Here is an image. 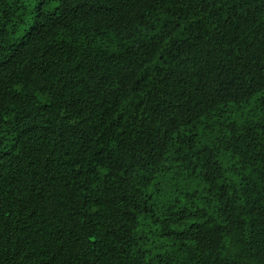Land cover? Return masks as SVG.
Instances as JSON below:
<instances>
[{
	"label": "trees",
	"instance_id": "16d2710c",
	"mask_svg": "<svg viewBox=\"0 0 264 264\" xmlns=\"http://www.w3.org/2000/svg\"><path fill=\"white\" fill-rule=\"evenodd\" d=\"M0 264H264V0H0Z\"/></svg>",
	"mask_w": 264,
	"mask_h": 264
}]
</instances>
